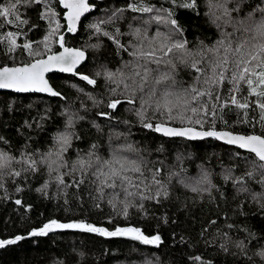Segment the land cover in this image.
<instances>
[{"label":"snow or ice","instance_id":"1","mask_svg":"<svg viewBox=\"0 0 264 264\" xmlns=\"http://www.w3.org/2000/svg\"><path fill=\"white\" fill-rule=\"evenodd\" d=\"M167 3L168 7L163 4L157 7L148 0H127L120 7L103 10V17L88 23L86 28L99 41L89 47L101 49L104 44L100 38L103 37L115 46L117 55L126 53L129 57L123 60L121 56L122 63L115 70L101 64L90 75L79 71V66L88 59L85 51L66 47L64 35H60L56 41L63 51L52 52L49 40L61 30L52 0H8V3L0 0V29L5 25H15L16 28L15 31L0 32V49H6L3 53L5 59L10 58L14 62L12 66L7 63L0 66V90L47 93L51 97L66 99L45 79V73L53 69L70 72L94 88H99L103 80L108 93L106 107L118 110L119 105L127 103L145 129L162 133L165 137H182L190 141L212 137L246 150L247 156H242L240 152L233 155L237 163L223 168L222 179L225 184L232 185L236 193L233 199L241 195L244 197L236 206L238 214H245L244 207L248 203L255 204L264 214V133L242 135L217 130V121L227 125L224 116L233 111L237 115L236 123H258L264 128V0H208L205 16L219 30V38L211 45L200 40L195 48L190 47L196 42L187 39L186 29L177 18V10L182 9L199 17L200 0H167ZM58 4L66 10L63 19L66 21L65 30L69 33H76L78 23H82L81 18H86L85 14H91L97 8L91 0H58ZM41 5L43 8L39 11V20L48 22V31L42 41H32L27 38L28 32L38 25L25 19L20 8L28 10ZM246 8L249 11L245 12ZM128 12L137 15L131 17L133 23H128L126 32L120 27H115L114 31L108 30V26L125 20V13ZM25 25L29 26L27 30L23 27ZM153 25L156 26L155 33L149 31ZM18 37H23L22 43L18 42ZM122 37L129 39L125 43ZM41 43L43 52L36 50ZM18 50L26 53L30 58L28 62L15 63L14 54ZM45 53H48L46 58H41ZM182 69L187 70L190 81L178 79ZM78 91L83 93L84 90ZM87 99L94 107L103 105V100L93 95H88ZM13 104H7L8 111H13ZM60 115L66 117L64 127L53 133L52 147L48 151L31 150L27 145L19 155L0 150V189L7 191V182L11 180L15 183L16 178L21 176L27 181L29 174L40 172L43 166L47 169L49 180H45L35 190L45 198H50L48 189L51 183H55L57 198L63 194L65 205L69 204L67 196L71 188L78 199L82 200L83 195H87L97 209L102 207L107 198L106 202L113 209H122L125 217L129 209L147 214L146 202L159 205L162 200H167L173 181L197 194L201 200L207 195L211 202H215L214 192L224 196V192L212 182V172L204 164L198 165L200 171L197 177L187 175L183 167L177 171L169 170L165 182L161 178L163 161L145 159L141 150L132 143L110 141L106 150L101 149L98 143H93L87 151L77 150L76 158L69 161L65 154L72 148L73 140L81 138L73 131L74 123L83 117L74 116L68 108H64ZM97 115L112 118V113L107 111H100ZM48 118L46 110L40 120ZM155 119L161 122L155 123ZM175 121H179L182 126H169ZM36 126L43 127L41 123ZM93 126L99 130V125L94 123ZM24 127L31 128L32 122L25 120ZM8 143L0 135V144ZM101 151L105 154L101 155ZM176 159L178 164H182L185 158L178 155ZM241 160L244 170L237 175ZM157 163L161 167H156ZM150 164L152 167H149ZM15 165H21V168L17 170ZM66 177H71V180H66ZM252 184H259L261 191H254ZM23 190L19 185L15 188L16 193ZM14 203L22 205L23 202L16 199ZM65 210L70 211V208ZM161 219L168 222L166 216ZM208 223L215 225L216 220ZM226 226L228 229L236 227L231 223ZM56 229H78L109 237L126 236L143 245L159 246L163 242L159 233L146 235L137 227H117L109 231L84 221L64 223L57 219H50L41 227L33 228L28 236H47ZM207 230V227L203 228L199 235L203 237ZM242 230L247 232L249 242L256 238L251 229ZM223 236L226 241L230 239L227 232ZM24 238L17 235L0 239V248L14 245ZM220 247L225 252L229 251L227 243ZM235 247L247 257V264H255L254 257H259L260 264H264V246L253 256H247L248 244L244 240L236 242ZM193 260L200 264H211L200 256L193 257Z\"/></svg>","mask_w":264,"mask_h":264},{"label":"trees","instance_id":"2","mask_svg":"<svg viewBox=\"0 0 264 264\" xmlns=\"http://www.w3.org/2000/svg\"><path fill=\"white\" fill-rule=\"evenodd\" d=\"M4 2L8 3V0ZM91 2L96 4L97 8L91 14H87L86 18L81 19L82 23H79L76 33L64 35L66 45L85 50L88 59L79 67V71L90 75L101 64L115 70L122 63L121 56L123 60L129 59L126 53L117 55L115 46L103 37L100 38L104 44L101 49L89 47L99 41L92 35L91 30L86 28L88 23L104 16L103 10L120 7L127 0H91ZM148 2L156 4L157 7L161 4L164 7L169 6L167 0H148ZM207 2L208 0H200L199 17H194L182 9L177 10V18L186 29L187 39L196 42L190 47L195 48L200 40L211 45L219 38V30L205 16L208 11ZM52 5L58 13L57 19L61 24V30L49 40L52 51H55L59 48V43L56 41L66 25L63 19V6L58 4V0H52ZM42 8L43 5L39 8L33 6L28 10L20 8L25 19H28L31 24L38 25L37 28L28 32L27 38L32 41H42L48 31V22L39 20L38 14ZM244 11L247 12L249 9L246 8ZM133 15L137 14L125 13L126 19L119 21L116 25L108 26V30L114 31L115 27H120L126 32L128 23H133L131 19ZM52 26H55V22ZM23 27L27 30L29 26ZM9 30L15 31V25H5L0 32ZM152 30H156L155 25L150 27L149 31ZM17 39L18 42H23V37ZM128 39V37H122L125 43ZM36 50L43 52V43ZM5 51L6 49H0V66L5 63L13 65L12 59H5L3 55ZM14 55L17 64L28 62L30 59L26 53L19 50ZM48 79L66 99L40 93L18 94L0 90V135L9 142L0 144V150L19 155L21 149L27 145L31 150L48 151L52 147L53 133L64 127L66 117L60 113L64 108H68L71 114L83 119L75 120L73 131L81 138L73 140L72 148L65 154L67 160H74L77 150L87 151L93 143H98L104 150L107 149L110 141L120 144L132 143L141 150L145 159L152 162L163 161L164 171L161 178L165 182H167L169 170L177 171L183 167L187 170V175L197 177L200 171L198 165L204 164L211 170L212 182L224 192V196L221 197L219 193L214 192L215 202H211L207 195L201 200L197 194L173 181L167 200H162L159 205L146 202L147 214L129 209V214L125 217L122 209H113L106 202L107 198L102 203V207L97 209L93 206L94 201L87 195H83L82 200L78 199L74 194L75 190L71 188L68 189L67 196L69 204L65 205L63 194L57 198L58 190L55 183L49 186L50 198H45L35 190L45 180H49L47 169L41 166V171L29 174L27 181L21 176L16 178L15 183L11 180L7 182V191L0 189V239L14 238L17 235L25 237L14 245L0 248V264H61V262L63 264H200L199 261L193 260L196 256H200L205 262L210 261L211 264H247V257L241 255L235 247L236 242L244 240L248 244L247 256H253L254 252L264 246V214H261L253 203L245 205L244 215L238 214L236 206L244 197L241 195L238 199H233L236 193L232 185L225 184L222 179L223 168L237 163L233 160V155L240 152L242 156H247V151L226 145L212 137L190 141L180 137H165L145 129L130 111L131 106L127 103L119 105L118 110L106 107L108 93L103 80L100 81L99 88H94L73 74L53 72L48 74ZM178 79L190 81L191 77L187 70L182 69ZM78 89H83V93ZM88 95L103 100V105L94 107L87 99ZM119 98L123 99V97ZM10 102H14L13 111H8L7 104ZM82 105L87 108V111ZM46 110L49 118L40 120ZM100 111L112 113V118L98 116L97 113ZM25 120L32 122L31 128L24 127ZM224 120L227 121V125L218 120L217 129H228L242 134L264 133V128L258 123L254 125L236 123L235 111L226 114ZM154 122L161 121L155 119ZM37 123H41L43 127L38 128ZM94 123L99 125V130L93 126ZM170 124L182 126L179 121ZM117 134H119L118 139ZM100 154L104 155L105 152L101 151ZM178 155L185 158L182 164L177 163ZM155 166L161 167L159 163ZM149 167H152V164ZM15 168L19 170L21 165H15ZM243 170L244 162L241 160L236 174L239 175ZM66 180L70 181L71 177H66ZM17 185L22 186L24 190L16 193ZM251 186L254 191H261L259 184ZM16 199H21L22 205H16L14 203ZM28 205L31 207L28 208ZM65 208H70V211H66ZM164 216L167 217V223L161 219ZM50 219H57L64 223L84 221L109 231L117 227H137L146 235L159 233L163 242L159 246L143 245L126 236H101L98 233H88L78 229H59L50 232L47 236H26L33 228L41 227ZM211 220H216V224L210 225L208 222ZM229 223L236 227L228 229L226 225ZM205 227L208 230L201 237L199 233ZM245 228L251 229L256 234V238L251 242L248 241L247 232L242 230ZM225 232L230 237L227 241L223 236ZM225 243L229 248L228 252L220 247ZM254 260L255 264H260L259 257H254Z\"/></svg>","mask_w":264,"mask_h":264},{"label":"water","instance_id":"3","mask_svg":"<svg viewBox=\"0 0 264 264\" xmlns=\"http://www.w3.org/2000/svg\"><path fill=\"white\" fill-rule=\"evenodd\" d=\"M64 11H66L65 9H64ZM85 15H87V14H85ZM83 18V17H82ZM81 18V19H82ZM64 22H65V25H66V21L64 20ZM77 27H79V23H78V25H77ZM65 33H69V32H67L66 30H64L63 32H62V34H60V35H65ZM69 34H74V33H69ZM65 46L66 47H69V48H79V47H76V46H70V45H66L65 44ZM80 49H82V48H80ZM83 50V49H82ZM60 51H63V49L60 47V45H59V48L57 49V50H55V51H52V52H60ZM85 51V50H84ZM86 53V52H85ZM48 54V53H47ZM47 54H45V55H43L41 58H46V56H47ZM10 66H12V65H10ZM80 67V66H79ZM53 72H59V73H63V74H72V73H70V72H60L59 70H57V69H53L52 71H50V72H47V73H45V79H47L48 80V82H49V84L50 85H52L51 83H50V81H49V79H48V74H50V73H53ZM78 77V76H77ZM79 78V77H78ZM55 89V88H54ZM56 90V89H55ZM8 91H11V92H13L12 90H8ZM14 93H16V92H14ZM31 93H39V92H31ZM19 94V93H18ZM40 94H44V95H48L47 93H40ZM156 123H160V122H156ZM169 126H171V127H181V126H177V125H171V124H169ZM218 131H229V132H233V131H230V130H228V129H217ZM234 134H242V133H238V132H233ZM159 134H161L162 135V133H159ZM249 134H252V133H249ZM242 135H248V134H242ZM209 138V137H208ZM186 139V138H185ZM215 139V138H214ZM217 140V139H216ZM217 141H219V142H222V143H224V144H226L224 141H221V140H217ZM226 145H228V144H226ZM230 146H235V145H230ZM235 147H237V146H235ZM238 148V147H237ZM241 150H244V149H241ZM244 151H246V150H244ZM56 230H59V229H56ZM56 230H54V231H56ZM26 236H28V234L26 235Z\"/></svg>","mask_w":264,"mask_h":264},{"label":"rangeland","instance_id":"4","mask_svg":"<svg viewBox=\"0 0 264 264\" xmlns=\"http://www.w3.org/2000/svg\"><path fill=\"white\" fill-rule=\"evenodd\" d=\"M208 3V2H207ZM228 30V29H227ZM156 30H152L150 31L151 33H155ZM130 263H133L132 261H130Z\"/></svg>","mask_w":264,"mask_h":264},{"label":"bare ground","instance_id":"5","mask_svg":"<svg viewBox=\"0 0 264 264\" xmlns=\"http://www.w3.org/2000/svg\"><path fill=\"white\" fill-rule=\"evenodd\" d=\"M163 136V135H162ZM170 138V137H169ZM180 138H182V137H180ZM206 139V138H205ZM202 140V139H201ZM230 146V145H229ZM235 147V146H234Z\"/></svg>","mask_w":264,"mask_h":264}]
</instances>
